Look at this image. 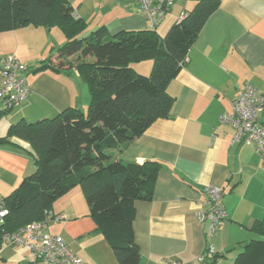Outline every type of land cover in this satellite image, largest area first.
Here are the masks:
<instances>
[{
	"label": "crops",
	"instance_id": "0c3cea01",
	"mask_svg": "<svg viewBox=\"0 0 264 264\" xmlns=\"http://www.w3.org/2000/svg\"><path fill=\"white\" fill-rule=\"evenodd\" d=\"M67 1L72 16L85 24L81 36L101 27L111 34L149 29L136 0ZM197 1L174 0L156 33L163 37ZM218 1L168 84L174 98L169 118L155 121L131 143L109 152L112 160L158 164L151 196L134 204L132 229L140 264H210V256L216 264H231L245 244L259 238L253 226L264 220L260 157L252 145L236 141L234 129L219 124L218 118L231 112V102L245 85L264 90V0ZM66 41L56 26L0 32V86L2 62L13 57L26 67L29 89L18 108L7 111L0 102V138L19 122L51 120L68 109L87 111L88 88L75 69L37 70L48 60L54 65L55 51ZM130 67L148 75L152 62ZM28 148L14 137L0 144V199L34 173ZM210 186L220 189L227 215L211 234L209 222L199 219L210 207ZM51 214L60 219L48 222L49 233L60 237L84 264H118L79 187L59 198Z\"/></svg>",
	"mask_w": 264,
	"mask_h": 264
},
{
	"label": "trees",
	"instance_id": "16d2710c",
	"mask_svg": "<svg viewBox=\"0 0 264 264\" xmlns=\"http://www.w3.org/2000/svg\"><path fill=\"white\" fill-rule=\"evenodd\" d=\"M218 6V0L197 1L163 37L155 29L111 34L105 27L84 37L85 24L72 16L67 0H0V32L27 26L62 30L67 41L55 51L54 65L48 60L37 70L73 68L89 92L85 113L68 109L51 120L19 122L0 138V144L13 137L26 142L35 168L1 198L8 214L0 236L34 222H53L52 205L79 187L118 264H140L132 229L134 204L151 196L158 164L112 160L109 152L169 118L174 98L168 84ZM144 60L152 62L148 75L130 67ZM253 230L259 238L245 244L231 264H264V220L255 222ZM210 257V264H216Z\"/></svg>",
	"mask_w": 264,
	"mask_h": 264
},
{
	"label": "built area",
	"instance_id": "2783aa9c",
	"mask_svg": "<svg viewBox=\"0 0 264 264\" xmlns=\"http://www.w3.org/2000/svg\"><path fill=\"white\" fill-rule=\"evenodd\" d=\"M140 10L153 30L171 9L174 0H136ZM184 15L181 14L179 20ZM186 61V60H185ZM26 67L13 57L2 62L0 86V102L7 109L20 107L27 98L29 89L25 77ZM231 112L219 116V124L230 126L235 131V140L252 145L260 157L264 172V123L260 116L264 111V90L245 85L231 102ZM208 211L199 214L200 222H209V232L219 227L227 215L220 202V189L207 188ZM5 203L0 199V228L7 216ZM60 218L56 216L53 222ZM49 220L26 225L15 233L0 236L2 245L25 247L32 260L39 264H84L58 236L51 235L47 230ZM212 254V250L209 251ZM168 264H178L169 262Z\"/></svg>",
	"mask_w": 264,
	"mask_h": 264
},
{
	"label": "rangeland",
	"instance_id": "374dc122",
	"mask_svg": "<svg viewBox=\"0 0 264 264\" xmlns=\"http://www.w3.org/2000/svg\"><path fill=\"white\" fill-rule=\"evenodd\" d=\"M28 261L29 253L25 248L1 244L0 264H31L32 260Z\"/></svg>",
	"mask_w": 264,
	"mask_h": 264
}]
</instances>
